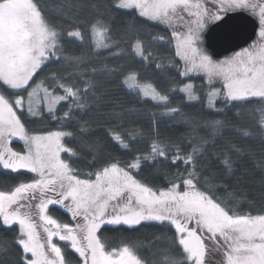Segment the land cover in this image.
Segmentation results:
<instances>
[{
    "label": "snow or ice",
    "instance_id": "6c2138e0",
    "mask_svg": "<svg viewBox=\"0 0 264 264\" xmlns=\"http://www.w3.org/2000/svg\"><path fill=\"white\" fill-rule=\"evenodd\" d=\"M68 7L65 15L69 20L76 14L72 9L89 8L95 13L83 23L96 52L118 44L109 43L111 28L99 4L69 0ZM111 7L131 10L146 21L171 28L175 55L184 62L178 74L186 79L192 73L203 75L209 87L207 108L213 117L222 118L203 121L205 135L192 137L189 152L183 153L179 145L157 135L150 151L135 156L132 163L122 166L118 158L110 156L101 167L83 173L88 178L82 179L81 172L61 157L62 153L69 159L79 156L63 143L65 138H75L73 131L30 130L26 124L33 119L44 121L46 116L61 127L75 123L81 151L92 155L90 163H98L99 145L86 139L92 130L76 114L89 109L87 101L95 105L100 98L92 77L99 72L115 76L121 70L105 65L89 72L83 67L88 59L85 55L66 54L62 42L76 40L83 45V33L79 27L69 31L63 20L51 19L41 0H0V166L35 174L29 182L0 190V229L11 231L19 225L13 241L0 238V253H7L14 244L19 249L16 264H72L70 250L78 254L80 264H148L140 255L139 242L121 241L112 247L103 230L109 225L135 230L153 223L164 230L162 235L170 232L171 236H166L167 246L152 264H216L217 258L219 264H264V205L256 209L249 201L253 210L240 211V201L249 193L243 174L236 176V164L245 155L264 171V149L257 158L251 148L225 137V132L235 131L264 144V43H253L221 60L213 59L203 47L205 37L209 46H235L244 39L246 20L228 15L236 10L248 11L258 19V34L264 39V0H213L212 8L207 0H113ZM154 39L165 40L163 36ZM132 51L145 63L151 58L139 39ZM52 64L59 65L56 71L37 81ZM155 67L162 70L165 66ZM123 83L141 98L163 106L165 116L180 113L179 108L167 107L172 92L183 93L189 101L200 100L191 83L159 91L153 84L139 83L135 72H129ZM215 83L221 87H214ZM218 101L223 107H216ZM253 101L258 104L251 113L256 121L254 133L228 118L231 108ZM62 103L67 104V110L57 116V106ZM242 114L238 112L236 119ZM107 116L123 121L114 111ZM106 131L121 149L131 150L125 137L135 140L134 135ZM13 138L24 142V152L11 147ZM218 140L223 142L219 151ZM179 165H183L182 171ZM166 166L177 167L175 172L163 173L166 187L149 186L133 175V170L143 167H155L159 173ZM233 177L234 184H222ZM259 183L264 186V176ZM57 205L71 214L74 224L62 223L49 214L50 206Z\"/></svg>",
    "mask_w": 264,
    "mask_h": 264
},
{
    "label": "trees",
    "instance_id": "16d2710c",
    "mask_svg": "<svg viewBox=\"0 0 264 264\" xmlns=\"http://www.w3.org/2000/svg\"><path fill=\"white\" fill-rule=\"evenodd\" d=\"M91 2L100 5V12L104 13L106 22L111 28V40L109 43L118 42L110 49H101L96 52L93 48L92 36L83 23L92 19L95 15L91 9L84 8L79 12L72 9L71 11L76 14L69 20L65 15V13H69V0H41L47 15L51 19L63 20L67 30L70 31L75 27H79L83 33V45L76 40L66 39L62 42L66 54L71 56L85 55L88 59L83 67L89 72L93 68L102 69L105 65L110 69L121 70L120 74L115 76L99 72L92 77L98 85L94 91L100 94V98L95 105H93L91 100L87 101L90 110L86 109L84 112L76 114L78 120L81 122L87 121L89 129L92 130V134L86 139L95 141L99 145L101 150L99 162L90 163L93 159L92 155L81 151V137L76 131L77 125L75 123L61 127V123L49 122L50 117L46 116L44 121L33 119L28 121L26 126L30 130L73 131L76 134L75 138H65L63 143L65 147L77 151L79 156L69 159L67 153H62V158L68 160L72 167L81 172L82 179L88 178L83 173L91 172L101 167L103 161L110 156L118 158L122 166L132 163L135 156L147 154L150 151L152 141L157 135L165 142L179 145L183 149V153L191 151L192 137L197 134L200 136L205 135L202 127L203 121L206 118L219 119L222 117H213V113L207 108L205 86L203 84L201 87L198 85L201 80L203 81L202 76H191L190 79H186L178 74L177 69L182 70L183 67L180 58L175 55L174 42L170 40L172 29L165 25L146 21L145 18L139 17L136 12L131 10H116L111 7L113 0H91ZM160 36L165 38L164 42L154 39ZM138 39L143 42L145 55L151 54V58L147 63L143 62L132 51V45ZM253 41L245 47H248ZM156 64H161L165 67L162 70L156 69ZM58 67L59 65L55 64L49 65L46 71L39 74L36 78L37 81L44 79L56 71ZM68 71H71V69H68ZM129 72H135L138 76V81L153 84L159 91H166L174 85L182 86L187 80H191L200 100L198 102L189 101L183 93L179 91L172 92L169 97L171 103L167 107L179 108L180 113L165 116L162 114L163 106L157 105L150 99L141 98L136 95L135 90H129L125 86L123 83L124 77ZM89 78L85 77L84 79ZM74 79L77 81L78 87H84L79 78L74 77ZM57 94L60 95L62 92H57ZM257 106V102L253 101L247 105L231 108L228 112V118L237 127L254 133L256 131V121L251 113ZM57 107V116H62L63 112L67 110V104L64 103ZM216 107H223V102L218 101ZM113 111L121 114L123 121L108 118L107 114ZM238 112L243 114L239 119H236ZM184 117L188 118V122L185 121ZM22 119L24 118L22 117ZM107 129H115L121 132L127 131L134 135L135 140L125 137L131 150L121 149L108 135ZM225 137L231 139L238 146L251 148L257 158L261 150L264 149V144L258 139L244 137L235 131L225 132ZM216 143L218 146L216 150L219 151L223 142L218 140ZM11 147L18 152L24 151V145L19 140L13 139ZM178 167L181 171L183 170V165ZM165 171L172 173L177 171V167L166 166L159 173L156 172L155 167H143L140 170H133V175H137L138 179L144 180L149 186L166 187L163 175ZM241 174H243L244 187L249 195L246 199L240 201V211L248 212L252 211L253 208L258 209L264 205V186L259 183L260 178L264 176V171H261L257 166L255 159L245 155L236 164V176ZM33 177L34 174L25 169L12 172L0 166V190H8L20 182H29ZM234 183L235 177L222 181V184L232 185ZM220 194H223L222 191ZM249 201H253V208L249 207ZM49 214L60 222L73 223L70 213L58 205L50 206ZM18 229L17 225L11 231L0 229V238L13 241ZM163 231L153 223L137 226L135 230L127 226L109 225L104 227L103 236L112 247L119 245L121 241L139 242L141 244L140 255L147 258L148 264H152L153 259L158 260L160 258V249L167 246L166 236H171L170 232L162 235ZM60 243L63 248V242ZM18 251L19 249L14 244H10L7 253H0V264H16ZM68 255L72 264L80 263L78 254L74 253V250H70ZM217 260L216 264H219V259L217 258Z\"/></svg>",
    "mask_w": 264,
    "mask_h": 264
},
{
    "label": "water",
    "instance_id": "95a60500",
    "mask_svg": "<svg viewBox=\"0 0 264 264\" xmlns=\"http://www.w3.org/2000/svg\"><path fill=\"white\" fill-rule=\"evenodd\" d=\"M228 15L242 17L246 20L247 27H246L245 37L243 40L235 42V46H220L215 44L209 46L208 39L207 37H205L204 46L210 52V55H212L213 58H220L224 55L230 54L231 52L237 51L238 49L248 45L256 37V33L258 30V22L254 16H252L250 13L246 11H241V10L229 12Z\"/></svg>",
    "mask_w": 264,
    "mask_h": 264
},
{
    "label": "rangeland",
    "instance_id": "374dc122",
    "mask_svg": "<svg viewBox=\"0 0 264 264\" xmlns=\"http://www.w3.org/2000/svg\"><path fill=\"white\" fill-rule=\"evenodd\" d=\"M207 5H208V7L209 8H212L213 7V0H207ZM247 12V11H246ZM249 13V12H248ZM258 20V19H257ZM258 22V21H257ZM258 24H259V22H258ZM257 33H259L258 31H257ZM256 33V37H255V39H254V41H253V43H256V44H259V43H264V39H262L260 36H259V34H257ZM253 43H251L250 45H252ZM203 47H204V45H203ZM205 48V47H204ZM206 49V48H205ZM241 49V48H240ZM240 49H238L237 51H240ZM207 51V50H206ZM237 51H235V52H237ZM209 52V51H208ZM235 52H231V54H229V55H225V56H222V57H220V58H213V59H216V60H221V59H224L225 57H228V56H231V55H233ZM210 53V52H209ZM208 53V54H209ZM210 55V54H209ZM181 60V59H180ZM181 64H182V67L184 66V62L181 60ZM191 76H196V77H201L202 76V79H203V81L201 80V82H199V86L201 87L202 86V84L205 86L204 88H205V93L206 92H208L209 91V87H208V81H207V79L203 76V75H201V74H199V73H192V74H190ZM139 83H141V84H146V83H143V82H140L139 81ZM189 83H191L193 86H194V84L191 82V80H187L184 84H189ZM183 84V85H184ZM126 87H127V85H125ZM195 87V86H194ZM214 87H216V88H220L221 87V84L220 83H215L214 84ZM134 90V89H133ZM24 95H26V94H24ZM187 98V97H186ZM207 103H208V97H207ZM13 139H15V140H19L20 142H22L23 143V145H24V142L22 141V140H20L19 138H13ZM24 151H25V146H24ZM23 151V152H24ZM61 157H62V154H61ZM35 175V174H34ZM71 215V214H70ZM63 223V222H62ZM75 222L73 221V223H71V224H74ZM17 226H18V228H19V225L18 224H16ZM56 239H58V238H54V240H56ZM218 261V260H217ZM80 264V263H79Z\"/></svg>",
    "mask_w": 264,
    "mask_h": 264
},
{
    "label": "bare ground",
    "instance_id": "6f19581e",
    "mask_svg": "<svg viewBox=\"0 0 264 264\" xmlns=\"http://www.w3.org/2000/svg\"><path fill=\"white\" fill-rule=\"evenodd\" d=\"M256 18V17H255ZM257 19V18H256ZM258 21V20H257ZM258 27H259V24H258ZM205 47V46H204ZM231 54V53H230ZM227 55H229V54H227ZM225 56V55H224Z\"/></svg>",
    "mask_w": 264,
    "mask_h": 264
},
{
    "label": "flooded vegetation",
    "instance_id": "af4514ba",
    "mask_svg": "<svg viewBox=\"0 0 264 264\" xmlns=\"http://www.w3.org/2000/svg\"><path fill=\"white\" fill-rule=\"evenodd\" d=\"M257 31H259V27H258V30Z\"/></svg>",
    "mask_w": 264,
    "mask_h": 264
}]
</instances>
